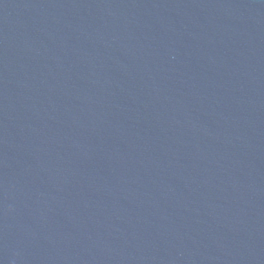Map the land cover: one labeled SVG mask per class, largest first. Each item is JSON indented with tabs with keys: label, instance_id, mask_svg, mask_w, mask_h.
<instances>
[{
	"label": "water",
	"instance_id": "water-1",
	"mask_svg": "<svg viewBox=\"0 0 264 264\" xmlns=\"http://www.w3.org/2000/svg\"><path fill=\"white\" fill-rule=\"evenodd\" d=\"M0 264H264V0H0Z\"/></svg>",
	"mask_w": 264,
	"mask_h": 264
}]
</instances>
